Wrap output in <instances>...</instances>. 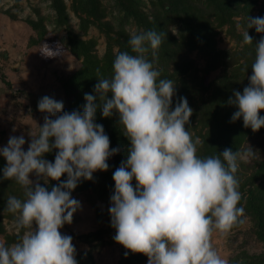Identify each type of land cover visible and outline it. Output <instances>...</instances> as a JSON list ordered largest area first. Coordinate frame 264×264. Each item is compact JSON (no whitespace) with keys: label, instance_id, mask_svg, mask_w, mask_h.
<instances>
[{"label":"clouds","instance_id":"9594fccd","mask_svg":"<svg viewBox=\"0 0 264 264\" xmlns=\"http://www.w3.org/2000/svg\"><path fill=\"white\" fill-rule=\"evenodd\" d=\"M250 28L264 33V17H248L243 41L253 45ZM164 40L163 31L131 32L130 51L116 54L112 75L97 79L95 94L84 96L82 112H65L62 101L44 96L37 108L46 115L27 151L22 135L10 136L0 148L6 161L2 178L19 184L25 197L7 199L18 239L11 244L0 240V264H78L72 237L60 231L80 208L71 192L81 179L107 171L109 158L119 151L95 122L98 109L104 118L118 116L129 141L126 160L112 176L108 213L114 241L126 255L146 256L147 264H228L212 237L226 236L244 223L236 174L239 162L255 152L249 146L244 152L226 148L198 155L201 141L187 127L193 110L184 97L172 107L176 82L161 79L155 66ZM43 47L49 57L57 54ZM254 47L248 85L242 92L234 90L226 103L236 108L231 122L242 119L244 127L256 132L264 127L259 115L264 111V36ZM53 150L54 162L43 158ZM33 174L36 181L30 179ZM62 176L67 179L61 181ZM48 181L58 183L49 190Z\"/></svg>","mask_w":264,"mask_h":264},{"label":"trees","instance_id":"16d2710c","mask_svg":"<svg viewBox=\"0 0 264 264\" xmlns=\"http://www.w3.org/2000/svg\"><path fill=\"white\" fill-rule=\"evenodd\" d=\"M70 9L78 18L77 31L70 25L68 7L64 0H51L55 11V25L64 26L66 37L63 39H50L44 18L27 20V24L35 34L31 39L34 45L40 43L56 44L60 49L67 50L77 61L78 66L70 73L59 76L58 83L67 101L63 108L65 112L73 110L83 111L85 94H95L94 88L97 79L110 77L112 65L116 54L120 51H130L128 40L130 33L125 29L126 24H133L137 30H157L165 33V40L157 50L155 66L161 72V79H171L176 82V95L172 107L181 97L187 99L189 107L193 110L188 124L193 139L199 138L198 155L202 157L220 154L226 148L242 152L246 140L256 132L264 133V127L256 132L244 127L243 120L231 122L236 111L234 106L226 102L233 95V91H243L248 85V74H251V64L255 59V45L264 36L257 33L255 28L248 29L253 45L245 44L243 33L236 34L239 25L243 32L248 27V17L252 15L258 2L264 7V0H147L149 11L142 5L144 0H114L113 11L116 13L112 22L105 21L107 9L102 0H70ZM256 17H264V9ZM236 18L240 20L235 21ZM91 26L98 29L105 38V51L101 57L96 54L95 38L83 39ZM176 32L173 34L171 27ZM226 27V32L234 37L239 50L230 53L219 51L216 46L218 32ZM197 52L205 62L200 68L189 57L190 53ZM59 55L49 57L57 58ZM149 59H153L149 54ZM222 73L208 81L209 75L217 69ZM110 98V96H109ZM264 117V111H261ZM95 122L103 125L105 134L110 139V147L118 149L116 155L108 160V170L97 171L92 180L81 179L77 187L71 192L91 191L98 199H108L114 191L112 179L114 171L126 160L129 141L123 136L124 129L118 124V116L104 118L98 109ZM42 126V125H40ZM39 131V130H38ZM38 134V132H37ZM28 145L23 146L27 151ZM56 152L45 154L44 159L54 162ZM6 161L0 157V234H4L3 219H12L14 215L6 210L9 196H16L23 200V188L14 180H4L2 169ZM239 162L237 178L240 183L242 200L240 206L244 208V216L251 222V232L256 243L263 247L258 254H251L240 250L231 255L228 264H264V158L253 166L247 177H243ZM61 177V181L66 180ZM58 182L48 181L49 190ZM135 185V181H133ZM44 186V184L42 185ZM105 220L106 227L79 236L80 242L88 245V249L76 252L78 264H93V252L105 245H117L119 257L117 264H142L147 257L133 254L114 241L115 229L111 227L108 210L97 213V223ZM238 224L235 227H238ZM7 244L17 241L18 237L5 235ZM108 238V239H107Z\"/></svg>","mask_w":264,"mask_h":264},{"label":"rangeland","instance_id":"374dc122","mask_svg":"<svg viewBox=\"0 0 264 264\" xmlns=\"http://www.w3.org/2000/svg\"><path fill=\"white\" fill-rule=\"evenodd\" d=\"M68 7L70 25L75 31L78 27V18L70 9V0H64ZM114 0H102L106 7L107 16L105 21L112 22L116 13L113 11ZM143 9L148 12L147 0H144ZM264 9L261 2L255 7L252 15L259 16ZM41 16L49 32L50 39H63L66 37L64 26L60 28L55 25V11L52 9L51 0H0V148L7 145L10 136H24L25 145L31 141V136L37 135L38 128L43 124L46 114L38 111L37 105L41 98L49 96L57 101H62L64 107L67 101L61 93L58 78L61 75L72 72L79 64L67 50L48 42L34 45L31 42L35 38L34 32L27 24V20H37ZM236 18L235 21H239ZM128 33L136 31L133 24H126ZM172 26L174 34L176 30ZM244 33L237 25L236 34ZM95 38L97 46L96 54L101 57L105 51L104 35L98 29L91 26L83 39ZM48 49L59 56L50 59ZM216 46L219 51H229L233 53L242 46L238 44L234 37L226 32V27L218 32L216 36ZM189 57L194 60L198 67L205 65L204 60L197 52L190 53ZM222 73V69L212 72L208 81L214 79ZM251 74H248V78ZM261 116V113H259ZM251 147L255 155L248 160L241 161V171L243 177H247L253 170V166L264 158V133L256 132L249 137L243 145L242 152ZM30 179L36 181L33 174ZM41 185L44 180H40ZM72 198L80 203V208L74 213L71 224H66L60 231L62 234L72 237V242L76 252L86 251L88 245L81 243L79 236L105 228L103 219L97 223V213H104L108 210L110 202L107 199H98L91 191L75 193ZM244 223L234 227L226 236L214 233L212 244L227 261L234 253L245 250L251 254H258L263 251V247L256 243L251 232V222L244 216ZM14 218L3 219L2 226L4 234H0V240L5 243V235L18 237L15 230ZM108 239V238H107ZM16 241H10L11 244ZM119 250L117 245L110 243L96 249L93 252V264H117ZM142 264H147L145 261Z\"/></svg>","mask_w":264,"mask_h":264},{"label":"crops","instance_id":"0c3cea01","mask_svg":"<svg viewBox=\"0 0 264 264\" xmlns=\"http://www.w3.org/2000/svg\"><path fill=\"white\" fill-rule=\"evenodd\" d=\"M61 93H62V90H61V88H60V90H59Z\"/></svg>","mask_w":264,"mask_h":264}]
</instances>
